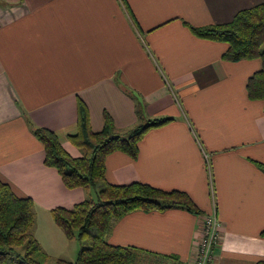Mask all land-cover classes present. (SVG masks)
I'll return each mask as SVG.
<instances>
[{
	"label": "crops",
	"instance_id": "0c3cea01",
	"mask_svg": "<svg viewBox=\"0 0 264 264\" xmlns=\"http://www.w3.org/2000/svg\"><path fill=\"white\" fill-rule=\"evenodd\" d=\"M262 3L0 0V179L31 199V235L49 259L72 262L77 250L51 209L71 208L89 192L67 189L44 165L32 128L52 131L79 158L69 141L78 101L93 132L102 130L105 114L120 135L139 121L172 118L143 136L135 157L108 154L105 179L184 192L200 211L129 212L114 223L108 243L138 248L162 264H191L204 217L214 214L219 242L211 264L263 258L264 103L246 92L260 61H224L225 43L197 38L184 24H224Z\"/></svg>",
	"mask_w": 264,
	"mask_h": 264
},
{
	"label": "trees",
	"instance_id": "16d2710c",
	"mask_svg": "<svg viewBox=\"0 0 264 264\" xmlns=\"http://www.w3.org/2000/svg\"><path fill=\"white\" fill-rule=\"evenodd\" d=\"M189 31L204 40L222 42L227 49L221 59L260 61V68L247 80L246 92L250 100L264 103V3L240 10L224 24L194 27L184 23ZM172 118H153L139 121L125 135L114 128L109 116L104 115L101 131L93 132L86 106L77 102V132L69 141L80 150L79 158L71 157L50 130L33 127V136L41 143L44 165L53 168L67 189L94 190L71 208L56 207L50 214L53 222L69 240L75 239L79 249L73 262L58 259L54 264H162L161 257L135 247L112 245L107 237L114 225L125 214L136 211H163L179 206L200 214L184 192L164 191L149 184L134 182L115 185L105 179L104 161L108 154L121 151L130 157L137 154V144L151 129L160 128ZM264 172V164H258ZM34 224L32 201L19 197L0 179V264H49V257L31 235ZM264 236V230L262 231ZM156 259V260H155ZM255 264H264V256Z\"/></svg>",
	"mask_w": 264,
	"mask_h": 264
},
{
	"label": "built area",
	"instance_id": "2783aa9c",
	"mask_svg": "<svg viewBox=\"0 0 264 264\" xmlns=\"http://www.w3.org/2000/svg\"><path fill=\"white\" fill-rule=\"evenodd\" d=\"M209 184H210L211 194L213 197L214 195L213 185L212 183ZM218 242H219V223L217 221L216 216L212 214L204 217L203 224L200 228V232L196 240V252L194 254L191 264H211L213 260L215 248Z\"/></svg>",
	"mask_w": 264,
	"mask_h": 264
},
{
	"label": "rangeland",
	"instance_id": "374dc122",
	"mask_svg": "<svg viewBox=\"0 0 264 264\" xmlns=\"http://www.w3.org/2000/svg\"><path fill=\"white\" fill-rule=\"evenodd\" d=\"M89 194H90V196L93 198V199H95L96 198V195H95V192H94V190H90V192H89ZM70 245H72V246H74L75 248H77V250L76 249H74V251L72 250V253H71V251H70V257L69 258H71L70 260H72V262L75 260V258H76V254H77V252H78V249H79V246H78V243H77V241L76 240H73L72 242H70ZM56 261V260H55ZM55 261H52L51 259H48V263L49 264H54V262Z\"/></svg>",
	"mask_w": 264,
	"mask_h": 264
}]
</instances>
